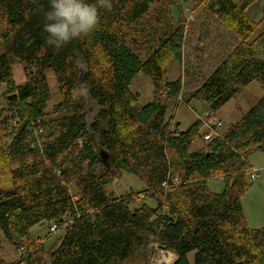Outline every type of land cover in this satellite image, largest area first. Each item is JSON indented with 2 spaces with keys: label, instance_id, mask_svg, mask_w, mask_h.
Returning <instances> with one entry per match:
<instances>
[{
  "label": "trees",
  "instance_id": "obj_1",
  "mask_svg": "<svg viewBox=\"0 0 264 264\" xmlns=\"http://www.w3.org/2000/svg\"><path fill=\"white\" fill-rule=\"evenodd\" d=\"M201 1L239 42L189 99L215 112L254 80L263 90L226 135L209 141L197 121L181 131L167 117L182 85L166 79L164 64L180 59L183 28H171L144 61L115 29L137 32L153 0H112L95 31L61 49L43 31L49 0H0V83L17 121L8 144L0 137V249L3 236L24 250L0 264H126L150 242L171 253L168 262L176 256L171 264H264V228L250 230L241 205L248 156L264 153V32L249 42L258 23L246 10L256 0ZM15 63L33 69L21 85ZM48 71L60 97L53 117L45 113ZM140 73L154 88L144 106L130 90ZM90 103L97 111L88 122ZM120 172L138 178L144 188L135 194L154 204L131 208V198L109 195L105 186ZM211 178L223 180L220 193L208 190ZM43 223L63 231L49 250L30 234Z\"/></svg>",
  "mask_w": 264,
  "mask_h": 264
},
{
  "label": "rangeland",
  "instance_id": "obj_2",
  "mask_svg": "<svg viewBox=\"0 0 264 264\" xmlns=\"http://www.w3.org/2000/svg\"><path fill=\"white\" fill-rule=\"evenodd\" d=\"M264 0H256L247 10L246 15L252 22L258 23L257 28L249 38L252 41L264 32ZM138 31L124 26H116L117 32L125 33V42L144 61L159 47L162 40L169 35L171 28L181 26L183 28V44L180 59L170 57L164 64L166 79L173 81L181 80V95L167 110V117H171L173 126L186 130L194 122L200 124V133L209 132L204 125L196 120V115L204 119L211 113L210 106L189 96L215 69L217 64L224 59L229 52L238 44L232 29L219 21L213 14L204 8L201 0H153L147 14L139 20ZM13 83L21 85L27 80V75L33 72L32 67L15 63L12 68ZM46 80L52 93V99L48 103L45 113L53 117V107L59 101L55 76L52 71L46 74ZM130 90L138 95L141 106L148 104L153 98L154 88L151 79L140 73L131 83ZM5 84L0 83V137L8 144L16 130V120L13 117V109L6 101L11 95ZM263 90L257 80L242 87L237 95L219 109L215 110V116L220 120L217 130L220 137L228 132L233 123L239 121L262 97ZM189 99V100H188ZM4 110V113H3ZM96 106L90 103L88 106V122L95 116ZM199 116V117H200ZM210 120V119H208ZM37 132L38 139L45 140L43 130ZM42 136V139L39 137ZM198 144L200 142L198 141ZM194 145L193 148H196ZM247 163L250 168L258 169L259 176L250 183L241 198V205L246 226L250 230L264 228V153L253 152L248 156ZM177 179V178H176ZM210 192L220 193L224 189L221 178H211L207 182ZM144 185L138 178L127 172H120L117 179L105 186V191L112 196L131 198L130 207H138L142 203L153 205L154 201L144 198L142 191ZM142 195V196H140ZM136 196L138 198H136ZM52 225V224H51ZM49 223H43L30 229V234L42 240L43 247L49 250L62 236L63 231H57L48 235ZM31 245L32 242H30ZM28 244V245H30ZM171 253L158 249L157 245L150 242L144 253L136 256L126 264H171L168 257ZM0 256L5 262L12 263L18 260V250L1 237ZM190 258L192 254L189 255Z\"/></svg>",
  "mask_w": 264,
  "mask_h": 264
},
{
  "label": "clouds",
  "instance_id": "obj_3",
  "mask_svg": "<svg viewBox=\"0 0 264 264\" xmlns=\"http://www.w3.org/2000/svg\"><path fill=\"white\" fill-rule=\"evenodd\" d=\"M112 0H49L43 31L47 45L61 49L97 29L101 11H111Z\"/></svg>",
  "mask_w": 264,
  "mask_h": 264
},
{
  "label": "built area",
  "instance_id": "obj_4",
  "mask_svg": "<svg viewBox=\"0 0 264 264\" xmlns=\"http://www.w3.org/2000/svg\"><path fill=\"white\" fill-rule=\"evenodd\" d=\"M200 115H196V120H198L201 124L204 125V128L206 127L208 129L209 132H205L203 134V140L204 141H209L211 138L213 137H220V135L218 134L217 130L220 127V120H218L215 116V113L213 111H211V113H208L206 115L207 119H204L202 116ZM210 119V120H208ZM258 169H254V168H250V171L248 173V177L250 179L251 182H253L258 176ZM174 183H176V179H173ZM142 196V195H140ZM57 230L56 225L52 224L49 227V232L50 233H55ZM24 250L22 248H20L18 250V255L21 257V255L23 254ZM19 261H22V258L19 259ZM23 264V263H21Z\"/></svg>",
  "mask_w": 264,
  "mask_h": 264
},
{
  "label": "crops",
  "instance_id": "obj_5",
  "mask_svg": "<svg viewBox=\"0 0 264 264\" xmlns=\"http://www.w3.org/2000/svg\"><path fill=\"white\" fill-rule=\"evenodd\" d=\"M172 124H173V122H172Z\"/></svg>",
  "mask_w": 264,
  "mask_h": 264
}]
</instances>
